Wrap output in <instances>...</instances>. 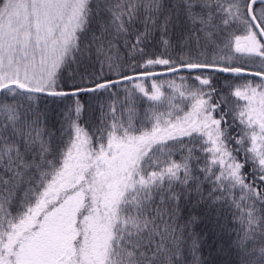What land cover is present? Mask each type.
I'll return each mask as SVG.
<instances>
[{
  "label": "snow or ice",
  "instance_id": "snow-or-ice-1",
  "mask_svg": "<svg viewBox=\"0 0 264 264\" xmlns=\"http://www.w3.org/2000/svg\"><path fill=\"white\" fill-rule=\"evenodd\" d=\"M45 98L72 101L59 139ZM225 209L224 264H264V0H0V264H209L190 229Z\"/></svg>",
  "mask_w": 264,
  "mask_h": 264
},
{
  "label": "trees",
  "instance_id": "trees-1",
  "mask_svg": "<svg viewBox=\"0 0 264 264\" xmlns=\"http://www.w3.org/2000/svg\"><path fill=\"white\" fill-rule=\"evenodd\" d=\"M140 27L139 24L136 25ZM184 34V30L177 26L174 29H171L168 36L166 38L170 39L173 45L178 46L179 42L182 40ZM160 34L156 33L155 39L152 42V46L156 51H160ZM179 51V48H175L173 50V54ZM121 55H124V49L121 46ZM125 68L127 67V61L124 62ZM159 70V69H158ZM101 73L100 64L97 63L94 59L89 61L87 59L83 60L79 64H73L68 72L65 73V76L69 75L76 76L79 79L80 76H92L95 77ZM103 73L105 78L116 79L117 77L109 73L107 66L103 68ZM183 75H187V73H182ZM226 74H222L218 76L214 83L217 87H221L224 82V76ZM70 82V81H69ZM242 81H237V83H241ZM179 83V80H177ZM166 92L168 91L167 85H165ZM124 98V93L121 91L119 93V99L122 101ZM110 96L108 92H102L99 94H90V95H82L81 103L84 104V112L82 114L80 123L82 126L88 128L89 125H95L99 122L101 112L100 106H105V111H107V105L109 103ZM41 110H44L47 107L48 112V128L54 133V138L59 139L61 136V124L64 120V113L68 110L69 107H72L71 100H57L53 101L52 98H45L40 102ZM135 107L140 116L143 115L144 110L147 108V102L141 99H137L135 102ZM178 158V157H177ZM189 213L195 216H201L202 210L200 208L192 209L191 207H186L183 209V216L185 219L188 218ZM220 223L224 227V232L221 236L217 237L216 235V225L214 220L201 218L197 223L192 225L191 231L198 233L202 237L203 246L201 248V255L205 260L209 261V264H224L226 260L235 261L236 253L234 250L227 251L229 249V244L232 240L236 239V231L234 229H238L239 225L233 222V216L230 211L225 209L221 214ZM221 244H223L226 249L225 252H220ZM210 245H215L214 248L210 249ZM211 252V255H210ZM188 264H191V257H188Z\"/></svg>",
  "mask_w": 264,
  "mask_h": 264
}]
</instances>
